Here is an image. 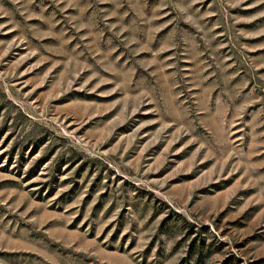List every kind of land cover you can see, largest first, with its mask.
Segmentation results:
<instances>
[{
    "label": "rangeland",
    "instance_id": "374dc122",
    "mask_svg": "<svg viewBox=\"0 0 264 264\" xmlns=\"http://www.w3.org/2000/svg\"><path fill=\"white\" fill-rule=\"evenodd\" d=\"M0 264H264V0H0Z\"/></svg>",
    "mask_w": 264,
    "mask_h": 264
}]
</instances>
